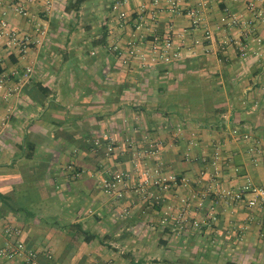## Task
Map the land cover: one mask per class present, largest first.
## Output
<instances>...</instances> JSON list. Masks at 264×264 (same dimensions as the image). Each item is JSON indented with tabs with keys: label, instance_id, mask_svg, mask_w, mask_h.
Returning a JSON list of instances; mask_svg holds the SVG:
<instances>
[{
	"label": "crops",
	"instance_id": "crops-1",
	"mask_svg": "<svg viewBox=\"0 0 264 264\" xmlns=\"http://www.w3.org/2000/svg\"><path fill=\"white\" fill-rule=\"evenodd\" d=\"M77 1L51 0L49 12L43 0L28 3L47 27L46 36L26 59L8 47L1 50L0 72L12 90L7 96L0 92V109L8 116L0 131V245L4 226L11 223L22 228V240L40 253L42 264L47 250L55 264H264L262 210L251 214L244 202L211 195L204 208L194 205L190 214L201 217L217 201V224L181 230L172 218L168 224L159 221L162 206L148 212L136 197L111 198L100 184L108 170L134 173V148L126 140L145 145L148 136L160 142L165 170L188 179L171 188L164 204L204 189L198 175L208 165L202 158L210 160L217 149L224 185L247 178L264 185V27H257L259 42L246 27L241 33L222 19L236 14L253 26L245 0L202 6L212 34L204 43L209 50L197 46L180 61L150 68L126 67L103 46L170 27L187 29L186 10L198 6L196 0H182L181 10L170 0H162L160 8L151 0H129L126 21L113 15L116 0ZM141 6L147 23L138 31ZM3 11L10 27L21 34L32 31V23L6 4H0V15ZM239 34L245 51L229 39ZM104 131L119 140L110 158L92 146ZM246 133L262 140L257 164ZM125 204L132 205L128 215L122 214ZM241 225L243 239H233L231 232Z\"/></svg>",
	"mask_w": 264,
	"mask_h": 264
},
{
	"label": "built area",
	"instance_id": "built-area-1",
	"mask_svg": "<svg viewBox=\"0 0 264 264\" xmlns=\"http://www.w3.org/2000/svg\"><path fill=\"white\" fill-rule=\"evenodd\" d=\"M39 0H0V4H6L13 12L27 19L32 23V31L19 33L16 29L10 27L6 18V11L0 15V54L4 47L10 48L20 59H26L30 56L32 50L38 46L47 34V27L27 8V4ZM223 0H196L198 6L186 10V15L190 19V26L184 30H177L170 27L164 33H153L150 37H130L124 44L117 41H111L103 46L104 49L113 50L121 62L126 67H133L138 63L142 68H150L159 63H172L185 58L190 51L200 46L203 50L209 49L204 44L206 39L211 37V31L205 28V16L202 6L208 3H220ZM172 8L181 10L182 0H170ZM44 12L51 10V0H43ZM129 0H116L112 5V12L116 19L126 21L128 17ZM156 8L161 7L162 0H151ZM248 10L253 12L254 25L249 27L247 20L236 14H226L222 19L232 29L241 31L246 27L249 34H253L259 42L262 40L258 34L257 27H264V0H245ZM146 7L141 6L138 10L139 17L136 18V29L139 31L144 28ZM151 17L156 14L150 12ZM248 27V28H247ZM204 30L202 37H192L195 31ZM241 33H245L243 30ZM239 38L229 37L230 41L242 47L245 46ZM1 60V55H0ZM32 66H26L27 72H31ZM8 76L0 72V92L5 96L12 90L8 85ZM8 116L0 109V131L6 126ZM244 139L249 142V152L252 161L257 164L262 153V140L259 136L252 133L244 134ZM133 149L132 163L134 173L124 169L108 170L102 176L101 188L111 198L124 200L130 197H136L137 200L144 202L145 209L148 212L158 213V206L164 208L160 218L162 224H168L172 218L177 229H193L196 231L212 229L219 220V210L217 201L208 206L207 212L203 216L193 218L190 214L192 207L204 208L205 202L209 196L213 195L217 200L238 204L244 202L246 208L251 214L257 210L264 212V185H258L250 178L236 186H227L223 183V168L220 163L221 151L216 150L213 157L202 158V161L208 166L200 170L198 180L204 182V189L199 193H193L190 196H182L174 204L165 203V195L175 185H187L188 179L180 177L174 172L165 170L164 163L160 157V142L157 139L146 137L144 144L136 143L131 139L126 140ZM193 143V141H192ZM119 145V140L110 131H104L92 140V146L105 157L110 158ZM187 157H191V150L188 148ZM151 160H154L153 163ZM206 177V182H205ZM248 196V198H247ZM196 203H193L194 199ZM132 209L131 204H125L122 207V214L128 215ZM246 232V226L241 225L231 232L233 239H243ZM5 242L0 245V264H10L11 261L21 259L23 264H42L39 262L40 253L35 249L28 248L22 240V228L19 225L8 223L4 226ZM47 262L44 264H55L54 255L51 250L44 253ZM91 264H102L95 260Z\"/></svg>",
	"mask_w": 264,
	"mask_h": 264
},
{
	"label": "trees",
	"instance_id": "trees-1",
	"mask_svg": "<svg viewBox=\"0 0 264 264\" xmlns=\"http://www.w3.org/2000/svg\"><path fill=\"white\" fill-rule=\"evenodd\" d=\"M82 1L83 0H78L77 2H78V4H80V3H82ZM0 71H2L1 68H0Z\"/></svg>",
	"mask_w": 264,
	"mask_h": 264
}]
</instances>
